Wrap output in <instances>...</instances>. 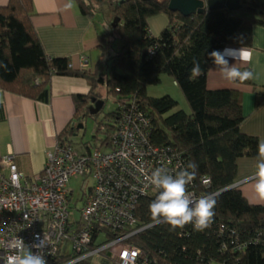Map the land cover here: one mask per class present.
Returning <instances> with one entry per match:
<instances>
[{"label": "trees", "instance_id": "obj_1", "mask_svg": "<svg viewBox=\"0 0 264 264\" xmlns=\"http://www.w3.org/2000/svg\"><path fill=\"white\" fill-rule=\"evenodd\" d=\"M80 13L91 18L107 5L109 21L97 34L100 51L98 70H74L65 57L49 58L31 24L32 0H8L0 7V87L31 99L47 101L49 82L54 75L81 77L89 85L86 95H75L72 120L56 140L68 142L76 123L89 113L92 99L112 97L116 108L105 116V139L85 152L110 149L122 113L136 106L151 119L149 139L155 144L174 148L186 165H197L194 188L200 195L221 192L208 228L195 231L191 224L171 230L164 222H152L149 204L156 192L138 199L136 228L149 227L130 236L127 242L143 252L138 264H264V203L251 204L233 186L236 161L255 157L258 141L240 131L244 119L240 92L235 89L206 87L212 60L209 53L226 46L251 45V29L264 26V0H239L237 10H209L183 16L168 9V0H71ZM157 14L167 18L157 36L148 28V19ZM113 18H118L115 27ZM114 39L122 42L112 50ZM151 51V52H150ZM200 62L203 72L192 78L193 60ZM167 74L181 90L189 113L175 109L177 101L169 95L151 97L146 86L158 84ZM251 83L250 80L244 81ZM255 103L264 100V88L254 89ZM105 93V94H103ZM174 110V111H173ZM191 171V169H189ZM207 177L209 183L201 184ZM103 231V228H102ZM105 239L117 236L104 228ZM105 240H103L104 242ZM102 242V243H103ZM101 244V243H100ZM68 250V248H66ZM61 251L47 264H68L74 255ZM67 252V253H65ZM69 264H110L101 251L97 258L86 257Z\"/></svg>", "mask_w": 264, "mask_h": 264}, {"label": "built area", "instance_id": "obj_2", "mask_svg": "<svg viewBox=\"0 0 264 264\" xmlns=\"http://www.w3.org/2000/svg\"><path fill=\"white\" fill-rule=\"evenodd\" d=\"M85 65L83 58L80 66ZM150 124V117L132 106L122 113L110 149L77 153L68 142L56 140L46 152L41 170L30 177L18 170L13 154L4 155L1 163L6 172L0 170V256L11 254L6 246L17 238L31 245L38 235L46 238V261L69 243L74 255L69 263L97 258L104 251L110 264H138L143 252L127 240L150 226L136 228L138 199L156 192L144 187L145 175L157 167H165L173 175L187 167L174 148L150 141ZM78 175L90 177L93 184L72 202L69 182ZM200 181L202 185L209 183L207 177ZM188 191L194 197L203 196L196 192L194 179ZM104 228L118 235L107 240Z\"/></svg>", "mask_w": 264, "mask_h": 264}, {"label": "crops", "instance_id": "obj_3", "mask_svg": "<svg viewBox=\"0 0 264 264\" xmlns=\"http://www.w3.org/2000/svg\"><path fill=\"white\" fill-rule=\"evenodd\" d=\"M7 1L0 0V7L5 6ZM32 3L34 15L31 24L47 57H65L74 70L94 71L97 66L102 71V65L98 66L100 51L97 34L100 31L94 18L80 13L71 0H32ZM166 24L167 18L161 14L148 19V28L153 36H157ZM240 47L226 46L224 49ZM246 48L252 51V59L249 64L240 67L252 72L251 83H229L220 77L212 64L207 72L206 87L240 92L244 115L240 131L255 136L259 143L264 141V100L255 103L254 89L264 88V26L252 27L251 45ZM83 58L86 65L81 67ZM229 63L235 61L229 59ZM88 91L85 79L66 75L50 78L47 101L20 96L0 87V170L6 172L1 163L2 157L13 154L19 171L28 177L37 174L58 133L73 118L74 96L86 95ZM256 164L257 155L238 158L234 186L249 203L262 204L256 200L253 190Z\"/></svg>", "mask_w": 264, "mask_h": 264}, {"label": "clouds", "instance_id": "obj_4", "mask_svg": "<svg viewBox=\"0 0 264 264\" xmlns=\"http://www.w3.org/2000/svg\"><path fill=\"white\" fill-rule=\"evenodd\" d=\"M208 55L215 65V70L225 81L242 83L252 79V72L246 68L241 70L240 67L251 62L252 51L249 48L213 50ZM229 59L235 63L230 64ZM202 72L200 62L194 59L190 69L191 77H198ZM196 168L197 165L190 162L186 168L177 171L174 175L165 167H157L150 174L145 175L144 187L156 191L155 199L149 204L153 223L164 222L171 230L183 229L191 224L195 231H203L210 226L215 215L217 198L222 193L218 191L194 197L188 191V185L195 177ZM253 175L256 200L264 203V141H260L257 145V164ZM6 247L11 250V254L0 256L3 264H47L44 255V249L47 247L45 237L40 238L37 235L31 245L26 244L22 238H17Z\"/></svg>", "mask_w": 264, "mask_h": 264}, {"label": "rangeland", "instance_id": "obj_5", "mask_svg": "<svg viewBox=\"0 0 264 264\" xmlns=\"http://www.w3.org/2000/svg\"><path fill=\"white\" fill-rule=\"evenodd\" d=\"M164 15V14H161ZM155 16V15H154ZM165 16V15H164ZM152 17V16H151ZM94 19L98 23L100 33L103 32V24L105 21H109L110 19V11L107 5L102 7V10L98 12ZM122 42L119 39H114L112 43V50L118 51L121 48ZM105 66H101L100 69H104ZM147 95L151 97H161L163 95L171 96L175 101H177L176 109H183L185 112L189 113L190 108L188 103L186 102L181 90L179 87L172 81L171 77L167 74L160 75V82L158 84H149L146 86ZM105 94V93H103ZM104 105L101 112H98L93 117L87 116L80 123H82L83 127L76 129L72 135L69 136V141L73 150L77 153H84L86 151L85 144L91 147L99 144L100 140L105 139V125H100V130L97 131L98 124H105L106 119L105 116L109 111H113L116 108V103L113 98L108 96L104 97ZM173 110V111H174ZM79 122L76 123L78 126ZM93 180L90 177L83 178L78 175L72 177L69 182V189L72 190V202L74 200H78L83 192H87L88 188L92 186ZM81 204L80 201L77 202V207ZM74 216H78V213L74 211ZM75 218V217H74ZM69 250V243L67 244ZM66 249V251L68 252ZM65 252V253H67ZM210 264H219L216 262H212Z\"/></svg>", "mask_w": 264, "mask_h": 264}, {"label": "water", "instance_id": "obj_6", "mask_svg": "<svg viewBox=\"0 0 264 264\" xmlns=\"http://www.w3.org/2000/svg\"><path fill=\"white\" fill-rule=\"evenodd\" d=\"M167 7L172 12H178L183 16H190L194 13H201L204 7L209 10L227 8L237 10L240 7L239 0H168ZM118 23V18H113L111 25L113 27ZM93 104L89 107V113H97L103 106L102 100L92 99ZM82 123L76 126V129L82 128ZM234 186V184H233Z\"/></svg>", "mask_w": 264, "mask_h": 264}]
</instances>
